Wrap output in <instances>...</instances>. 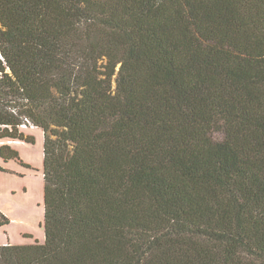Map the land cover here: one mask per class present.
<instances>
[{
  "label": "trees",
  "instance_id": "1",
  "mask_svg": "<svg viewBox=\"0 0 264 264\" xmlns=\"http://www.w3.org/2000/svg\"><path fill=\"white\" fill-rule=\"evenodd\" d=\"M25 119L46 237L0 264H264V0H0V138Z\"/></svg>",
  "mask_w": 264,
  "mask_h": 264
},
{
  "label": "rangeland",
  "instance_id": "2",
  "mask_svg": "<svg viewBox=\"0 0 264 264\" xmlns=\"http://www.w3.org/2000/svg\"><path fill=\"white\" fill-rule=\"evenodd\" d=\"M21 130L33 141L0 138V149L9 145L19 153L7 161L0 153V245L43 243L46 237L44 132L37 126Z\"/></svg>",
  "mask_w": 264,
  "mask_h": 264
},
{
  "label": "built area",
  "instance_id": "3",
  "mask_svg": "<svg viewBox=\"0 0 264 264\" xmlns=\"http://www.w3.org/2000/svg\"><path fill=\"white\" fill-rule=\"evenodd\" d=\"M28 126H34V125H32L28 119H25L24 123L21 124V128L28 127Z\"/></svg>",
  "mask_w": 264,
  "mask_h": 264
}]
</instances>
